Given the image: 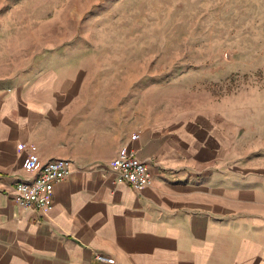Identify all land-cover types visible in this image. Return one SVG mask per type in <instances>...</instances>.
<instances>
[{
	"label": "crops",
	"instance_id": "0c3cea01",
	"mask_svg": "<svg viewBox=\"0 0 264 264\" xmlns=\"http://www.w3.org/2000/svg\"><path fill=\"white\" fill-rule=\"evenodd\" d=\"M83 84L50 62L0 82V264H264L261 136L224 109L138 121ZM126 149L149 187L118 181ZM56 159L70 173L52 209L15 204L13 185Z\"/></svg>",
	"mask_w": 264,
	"mask_h": 264
},
{
	"label": "rangeland",
	"instance_id": "374dc122",
	"mask_svg": "<svg viewBox=\"0 0 264 264\" xmlns=\"http://www.w3.org/2000/svg\"><path fill=\"white\" fill-rule=\"evenodd\" d=\"M49 62L128 118L224 109L264 139V0H0V82Z\"/></svg>",
	"mask_w": 264,
	"mask_h": 264
},
{
	"label": "built area",
	"instance_id": "2783aa9c",
	"mask_svg": "<svg viewBox=\"0 0 264 264\" xmlns=\"http://www.w3.org/2000/svg\"><path fill=\"white\" fill-rule=\"evenodd\" d=\"M138 132L130 135V140L138 139ZM69 162L56 159L39 166L31 180L17 181L12 187V200L23 208H32L43 212L52 209L51 198L54 184L64 180L70 173ZM110 167L116 173L119 182L129 184L134 190L151 185V176L147 165L132 150H123L111 160ZM96 260L114 264L113 259L97 255Z\"/></svg>",
	"mask_w": 264,
	"mask_h": 264
}]
</instances>
